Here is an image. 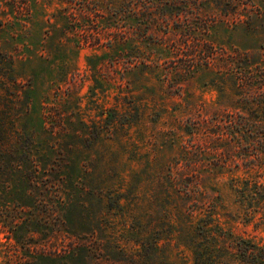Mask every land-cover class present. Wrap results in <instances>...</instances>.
Instances as JSON below:
<instances>
[{"label": "rangeland", "instance_id": "374dc122", "mask_svg": "<svg viewBox=\"0 0 264 264\" xmlns=\"http://www.w3.org/2000/svg\"><path fill=\"white\" fill-rule=\"evenodd\" d=\"M260 183L264 0H0V264L264 245Z\"/></svg>", "mask_w": 264, "mask_h": 264}, {"label": "trees", "instance_id": "16d2710c", "mask_svg": "<svg viewBox=\"0 0 264 264\" xmlns=\"http://www.w3.org/2000/svg\"><path fill=\"white\" fill-rule=\"evenodd\" d=\"M2 136V135H1ZM4 136V135H3ZM3 138V137H1ZM260 185V191H264V185L262 183ZM200 222L197 223V232L198 235L201 237V243H198L196 245V251H195V262L193 264H216L212 262L213 252L212 249H218L221 248L225 254H233L234 256H237V258L243 262L244 264H264V245H260L256 242H253L250 239L245 238H237V237H228L229 238V247H232V252L228 251L225 246L219 245L220 241L226 242L227 237L226 234L217 233L213 230L211 226V223H204L203 219H199ZM232 238V239H231ZM78 245L70 246L69 249H66L64 251V254L58 255L56 253L54 255L55 258H63L64 259H74L77 255H79L78 252ZM202 251V252H201ZM45 253H39L36 255L37 259L41 260L44 258ZM206 255V258L203 257V255ZM200 257H198V256ZM204 255V256H205ZM221 255H218V258ZM226 256V255H225ZM198 257V258H197ZM34 258V259H35ZM222 259L223 255H222ZM68 264H72L71 262Z\"/></svg>", "mask_w": 264, "mask_h": 264}]
</instances>
